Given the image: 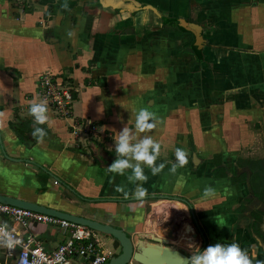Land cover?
<instances>
[{"label": "crops", "instance_id": "1", "mask_svg": "<svg viewBox=\"0 0 264 264\" xmlns=\"http://www.w3.org/2000/svg\"><path fill=\"white\" fill-rule=\"evenodd\" d=\"M196 2L193 17L203 28V44L184 52L176 46L189 44L190 34L176 43L172 33L119 35L123 26L138 24L132 13L110 32L118 15H91V0H29L26 7L0 0V194L121 227L133 238L140 231L158 234L151 221L184 211L207 240L230 244L245 179L252 177L256 190L264 191V0ZM159 3L172 16L189 15V0ZM46 71L71 79L75 95L70 119L48 108L49 121L37 125L47 133L41 143L31 135L29 107L39 101L36 80ZM141 109L157 120L150 132H136ZM86 121L105 133L71 132V125ZM124 126L161 145L156 164L163 170L152 175L142 164L148 177L143 198L134 195L142 182H129L131 169L123 175L107 170ZM177 148L187 153L184 166ZM250 159H256L253 166ZM206 188L213 194L206 196ZM160 198L166 199L155 202ZM27 233L47 251L69 235L45 223H32ZM236 237L248 240L242 229ZM13 261L0 247V264Z\"/></svg>", "mask_w": 264, "mask_h": 264}, {"label": "built area", "instance_id": "2", "mask_svg": "<svg viewBox=\"0 0 264 264\" xmlns=\"http://www.w3.org/2000/svg\"><path fill=\"white\" fill-rule=\"evenodd\" d=\"M35 93L40 101L47 100L53 114L70 119L72 114V85L59 80L51 71L37 77ZM72 126V133L77 130L89 134H103V129L91 121L82 126ZM0 247L6 258H14L12 264H72V259L83 258V262L73 264H104L110 257V249L97 234L98 232L82 224L44 214L32 209L0 202ZM32 223H45L64 228L69 235L51 251H47L36 237L27 233Z\"/></svg>", "mask_w": 264, "mask_h": 264}, {"label": "flooded vegetation", "instance_id": "3", "mask_svg": "<svg viewBox=\"0 0 264 264\" xmlns=\"http://www.w3.org/2000/svg\"><path fill=\"white\" fill-rule=\"evenodd\" d=\"M17 3L21 4L22 7H26L29 5V0H17ZM91 3L93 5L91 7L93 11L91 15L94 14L98 16L99 19L102 17L101 19L104 20L102 12L106 13V11L108 14L112 15H109V17L107 16L106 19L112 18L114 15H118L117 21L114 23L115 25L110 24L109 26L110 32L114 33L116 26L121 25L119 24V21H122L121 23H123L125 19L129 17L127 14L132 13L131 17L135 18L134 16H137L139 21L138 24L129 27L123 26L121 28L122 30L119 32V35L128 33L133 34L134 37L142 36L140 38H143L146 37L149 32L157 35L160 38L163 36L166 38L172 33L176 43L179 41L181 35L190 34L192 36V41L189 44L183 45V43H177L176 47L180 46L184 52L193 50L195 47L197 48L198 44H203L201 33L203 28L197 21H195V18L193 17V13H195L194 9L198 5L196 0H189V15L186 17L172 16L171 11H169L167 8H161L162 6L159 3V0H91ZM130 8H133L131 12ZM143 17H147V20L142 24L141 21ZM240 168L241 167L239 166L236 170ZM235 179H232V181H235ZM260 180H262L261 183L264 184V175L260 176ZM244 182L246 183V179ZM261 188H263V186H261ZM246 189V194L239 201L238 206L232 212L236 219L233 224V234L229 237V243L231 244L235 241L239 244L241 249L247 250L250 257L255 254L256 259L264 261V191L261 192V194L259 192V188L256 190L253 185L252 177L249 178L248 185L246 183ZM163 199L166 198L155 200ZM177 201L180 200L178 199ZM258 203L262 204L261 208L257 206ZM192 217L194 216L191 214L189 218L192 220ZM239 229H242V232L248 235V240L244 241V238L238 239L236 237ZM240 241L243 242L241 243ZM245 242L250 244L249 248L248 245L246 246ZM215 243H221L224 245L226 244L224 240L209 241L203 234V239L201 240V245L199 248L202 251L209 245ZM253 264H255V261Z\"/></svg>", "mask_w": 264, "mask_h": 264}, {"label": "water", "instance_id": "4", "mask_svg": "<svg viewBox=\"0 0 264 264\" xmlns=\"http://www.w3.org/2000/svg\"><path fill=\"white\" fill-rule=\"evenodd\" d=\"M248 179L249 176L246 178L247 185ZM157 201L155 200V202ZM0 202L67 219L100 233L107 239L106 242L111 252L109 259L104 264H186L188 255H191L188 245L199 247L203 239V233L194 217L191 220L184 214V211H180L177 215L172 214L167 219L162 217L156 222L151 221V225L155 226L154 229L158 234L151 230L140 231L133 238L121 227L36 202L2 194H0ZM152 202L150 204L155 203ZM149 208L147 206V212ZM149 226L147 229H150ZM81 260L83 261V258Z\"/></svg>", "mask_w": 264, "mask_h": 264}, {"label": "clouds", "instance_id": "5", "mask_svg": "<svg viewBox=\"0 0 264 264\" xmlns=\"http://www.w3.org/2000/svg\"><path fill=\"white\" fill-rule=\"evenodd\" d=\"M62 7L67 8V4L62 5ZM29 115L34 119L31 135L42 143L47 133L44 128L37 125L46 124L50 119L47 100L32 103L29 107ZM156 123L157 120L153 113L141 109L136 115V132H150L156 127ZM133 141L136 142L133 143ZM160 149V143L155 141L152 136L137 137L132 129L124 126L115 140L116 159L107 166V170L123 175L126 169H131L132 175L128 177L129 182H142L137 184L134 195L137 198H143L147 194L143 183L147 182L148 177L144 173L142 164L151 169L152 175L159 174L165 167L163 163L156 164ZM175 155L180 166L187 163V153L184 149L177 148ZM175 168L176 165H173L171 171L174 172ZM115 190L123 192L124 188L118 185ZM204 194L206 196L212 195L213 189L206 188ZM188 247L191 249V255L186 259V264H253L254 261L255 264H264V261L256 259L255 254L250 257L247 250L241 249L235 241L227 245L215 243L202 251L198 246L190 244Z\"/></svg>", "mask_w": 264, "mask_h": 264}, {"label": "trees", "instance_id": "6", "mask_svg": "<svg viewBox=\"0 0 264 264\" xmlns=\"http://www.w3.org/2000/svg\"><path fill=\"white\" fill-rule=\"evenodd\" d=\"M63 82H67L69 85H72V80L71 79H69V78H64L63 77V80H62ZM72 95H73V97H74V95H75V92H74V90H72ZM242 177H244V175L242 176ZM263 186V190H264V184L262 185Z\"/></svg>", "mask_w": 264, "mask_h": 264}, {"label": "rangeland", "instance_id": "7", "mask_svg": "<svg viewBox=\"0 0 264 264\" xmlns=\"http://www.w3.org/2000/svg\"><path fill=\"white\" fill-rule=\"evenodd\" d=\"M256 159H250V162H248L250 165L253 166V162L255 161ZM258 168V167H257ZM254 170V169H253ZM134 264H138V263H134Z\"/></svg>", "mask_w": 264, "mask_h": 264}]
</instances>
